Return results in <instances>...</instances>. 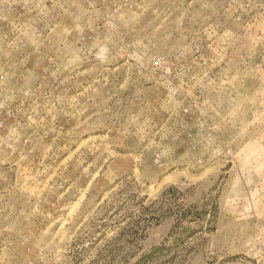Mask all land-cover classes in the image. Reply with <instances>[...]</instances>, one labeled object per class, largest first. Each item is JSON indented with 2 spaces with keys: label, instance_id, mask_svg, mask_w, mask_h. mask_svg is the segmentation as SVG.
I'll return each mask as SVG.
<instances>
[{
  "label": "rangeland",
  "instance_id": "374dc122",
  "mask_svg": "<svg viewBox=\"0 0 264 264\" xmlns=\"http://www.w3.org/2000/svg\"><path fill=\"white\" fill-rule=\"evenodd\" d=\"M0 264H264V0H0Z\"/></svg>",
  "mask_w": 264,
  "mask_h": 264
}]
</instances>
